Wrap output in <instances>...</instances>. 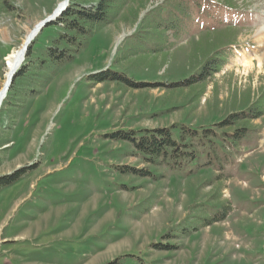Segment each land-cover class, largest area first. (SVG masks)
Masks as SVG:
<instances>
[{
  "label": "rangeland",
  "instance_id": "rangeland-1",
  "mask_svg": "<svg viewBox=\"0 0 264 264\" xmlns=\"http://www.w3.org/2000/svg\"><path fill=\"white\" fill-rule=\"evenodd\" d=\"M233 1L246 16L203 17L155 54L135 41V4L76 45L56 25L38 33L0 108V179L19 175L0 185V264H264V0ZM60 2L0 0V89L6 56ZM163 2L145 0L138 22ZM55 41L65 57L50 56ZM216 48L226 55L216 73L171 87ZM249 110L262 115L239 140L201 138L181 165L147 164L108 136L232 135L217 125Z\"/></svg>",
  "mask_w": 264,
  "mask_h": 264
},
{
  "label": "trees",
  "instance_id": "trees-1",
  "mask_svg": "<svg viewBox=\"0 0 264 264\" xmlns=\"http://www.w3.org/2000/svg\"><path fill=\"white\" fill-rule=\"evenodd\" d=\"M144 2L145 0H69V5L66 10L55 22L48 25H56L61 28L62 32L58 38L59 41L63 40V43H73L74 45L76 38H80L79 40L81 41L86 40L94 27H104L112 23L121 16V12L126 6L135 4L136 6H133L129 10L132 23H136L139 30L135 41L140 42L141 49L142 47L145 48L146 43L153 44V48L150 49V51L152 54H155L163 50L162 46L166 44L168 35L176 38L178 34L189 26H194L195 23L203 17V19H214L219 17L225 20L234 16H246L245 13L240 11V6L235 5L233 0H164L162 5L152 12L154 15H152L153 17L151 20L149 19L150 21L148 18L151 15L147 14L146 17L140 19L138 22V12L144 6ZM162 9L164 12L163 15L161 14L162 12H160ZM216 23L220 26L221 21H216ZM207 24L209 25L210 23ZM197 26H200V23H198ZM57 44V41L53 43L52 48L49 49V54L54 58L60 59L61 57H65V53L64 50H59L57 48V46H59ZM78 46H80V44H78L77 47ZM217 48L210 57L204 60V63L200 66L196 75L174 84L171 87H173V89L190 88L196 84L204 83L207 78L216 73L226 61L225 51H219ZM30 52L31 46H29L26 52L25 61L28 60ZM133 56H139L137 50L134 52ZM21 70L22 69L14 76L11 87L7 92L8 94ZM111 77L112 79H120L127 86L134 88V85L129 80L118 73H114ZM105 78H107V76L101 74L96 77V80L97 82H101ZM261 115V112L256 113L254 111V113H252V111L249 110L248 113L241 112L239 114H234L217 125L218 132L225 129H233L232 135L225 134V132L219 135V133L217 134L210 130H204V136L199 137V133L196 130L183 128H180L177 135H174V128H163L151 131L145 130L135 134L119 132L108 136L110 139L119 138L130 143L147 164L157 166L162 164L167 158H179L176 164L181 165L184 161L189 159L188 157L193 158L194 148L192 145L194 142L200 147L203 146L201 138L207 137L218 142H221L225 137V141L230 138L235 142L247 131V126L250 121L258 119ZM133 174L145 177L149 176V173L143 174L140 171H134ZM18 176L14 175L12 177L2 178L0 179V185L8 184L14 181ZM224 215H226V212ZM224 215L213 217L202 227L222 221ZM197 229L198 228L195 230Z\"/></svg>",
  "mask_w": 264,
  "mask_h": 264
},
{
  "label": "bare ground",
  "instance_id": "bare-ground-1",
  "mask_svg": "<svg viewBox=\"0 0 264 264\" xmlns=\"http://www.w3.org/2000/svg\"><path fill=\"white\" fill-rule=\"evenodd\" d=\"M64 2V0H63ZM63 2H60V4L58 5V7H60L62 5ZM57 7V8H58ZM56 8V9H57ZM51 16V15H50ZM40 23V22H39ZM39 23H37L34 28H32L25 37L24 42L19 46V48H17L16 50L12 51L10 54H8L6 56V58L4 59L5 61V66H6V75H5V81L4 84L2 86V88L0 89V108L3 104V101L5 100L6 96H7V90H6V84L8 83V81L10 79H12L13 75L19 70V68L21 67V65L23 64L24 60H25V55L27 50H23L24 48V44L26 43L27 40L30 39V43L36 38L35 33H36V27L37 25H39Z\"/></svg>",
  "mask_w": 264,
  "mask_h": 264
},
{
  "label": "water",
  "instance_id": "water-1",
  "mask_svg": "<svg viewBox=\"0 0 264 264\" xmlns=\"http://www.w3.org/2000/svg\"><path fill=\"white\" fill-rule=\"evenodd\" d=\"M69 0H64V2L62 3V5L60 7H58L52 14L51 16H48L47 18H45L43 21H41L39 23V25H37L36 27V33L35 36L38 35V33L44 28L46 27L48 24H50L51 22H54L56 18H58L68 7V3ZM30 39L26 41V43L24 44V48L23 50H28L29 46H30ZM16 75V73L13 75L12 79H10L8 81V83L6 84V90L10 88L12 80L14 78V76ZM7 90V91H8Z\"/></svg>",
  "mask_w": 264,
  "mask_h": 264
}]
</instances>
